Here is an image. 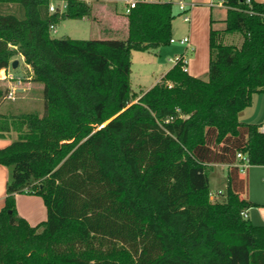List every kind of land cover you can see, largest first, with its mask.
Returning a JSON list of instances; mask_svg holds the SVG:
<instances>
[{
    "label": "trees",
    "instance_id": "1",
    "mask_svg": "<svg viewBox=\"0 0 264 264\" xmlns=\"http://www.w3.org/2000/svg\"><path fill=\"white\" fill-rule=\"evenodd\" d=\"M214 1L226 17L219 30L210 21L207 80L179 56L139 96L131 53L170 44V2L137 4L123 40H75L50 27L88 17L83 1L49 13V0H0V70L20 55L44 106L41 117L0 114V139L16 134L0 149V264H264V225L242 217L252 205L236 158L264 166L260 125L238 120L264 94V4ZM214 164L229 167L222 202L210 199ZM17 194L39 196L46 220L19 217Z\"/></svg>",
    "mask_w": 264,
    "mask_h": 264
},
{
    "label": "crops",
    "instance_id": "2",
    "mask_svg": "<svg viewBox=\"0 0 264 264\" xmlns=\"http://www.w3.org/2000/svg\"><path fill=\"white\" fill-rule=\"evenodd\" d=\"M174 0H152V2H173ZM177 0H175L176 2ZM256 3L264 4V0H253ZM100 0H90L86 3L90 8V15L83 19H88L93 23L101 22V17L103 14L113 15V11L108 9L105 6V3H101ZM187 5V17L188 27L186 28V32L184 31L182 36L177 35L179 32L175 29L174 25H171V36L174 40H179L184 37L189 39L188 46L181 45L180 43H170L171 45H176L175 51L169 50L165 55H174V59L171 56L157 55L153 57V61H149L153 68L151 69L150 76L148 74L136 76V85L139 88V96L142 95L145 91L150 89L152 86L157 84L161 78L170 70L174 61L177 57L182 56L185 62V71L192 77L202 79L207 75L208 72V61H209V52H208V35L210 30V21L212 20L213 10L214 8L223 10L220 13V17L218 21L223 27V21L226 17V8L223 5L218 4V1L214 0H185L184 2ZM10 7V5H8ZM115 7V4H114ZM117 7V5H116ZM121 16H117L120 18L118 21H121L124 24V32L125 38L127 35V19L126 16L123 15L121 8H118ZM105 12V13H103ZM207 15L210 17L208 26H207ZM116 16V15H114ZM97 17V19H96ZM114 18V17H113ZM114 30V29H113ZM115 35V31L113 33ZM124 38V39H125ZM100 40V39H99ZM107 40V39H104ZM185 46V47H184ZM171 47H168L170 49ZM160 53L162 51L161 48L156 49ZM158 52V53H159ZM191 52V53H190ZM135 53L141 52H132L131 53V68L133 57ZM22 58V57H21ZM23 60V58H22ZM155 60V61H154ZM14 61V60H12ZM11 61V63H12ZM142 61V60H141ZM24 63V62H23ZM25 65V64H24ZM26 70H29V74L31 76V71L28 66L25 65ZM147 69V68H146ZM154 69V70H152ZM8 71V70H7ZM146 75V76H145ZM132 71L130 76L131 86H132ZM9 81H7L8 83ZM146 84V85H145ZM138 99V98H137ZM14 104L7 103V113H1L2 115H11L9 110L11 106ZM245 110L238 114V120L240 122L241 116L245 115ZM14 115V114H13ZM16 138V134L11 132L5 138L0 139V149L8 146L14 139ZM214 166H218L221 168L223 173V188L226 191L227 189V171L228 166L224 164H214L211 165V168ZM240 178L245 182V191L240 194V198L251 203V208L246 211V219H248L253 225L261 226L264 225V166H248L244 172L240 173ZM9 179V171L6 167L0 165V210L4 206L5 200V187L6 183ZM210 178H209V186H210ZM224 191V192H225ZM211 192V189H210ZM217 196L211 194L210 199L214 198L218 202H222L225 199V194H222V191H216ZM213 201V200H212ZM15 209L19 217L23 218L31 227L38 225L41 222H44L47 217V212L45 205L42 199L36 195H27V194H17L15 195Z\"/></svg>",
    "mask_w": 264,
    "mask_h": 264
},
{
    "label": "rangeland",
    "instance_id": "3",
    "mask_svg": "<svg viewBox=\"0 0 264 264\" xmlns=\"http://www.w3.org/2000/svg\"><path fill=\"white\" fill-rule=\"evenodd\" d=\"M50 3L55 7L61 10L62 1L64 0H49ZM105 3V6L114 12L113 15L103 14L101 17V22L93 23L88 19L81 20H63L55 25L54 30H50V36L54 39H62V38H70L75 40H104V39H118L123 40L125 38L124 32V24L121 21H118L120 18L117 16H121L118 8V5L114 7V4L109 2H101ZM213 16L211 17L213 20L212 27L219 30L222 29L220 22L218 21L220 17V13L223 10L220 9H212ZM1 11L3 13H13L18 15L20 13L17 6L10 5V7L2 6ZM105 13V12H103ZM172 13L174 19L172 24L175 29L179 32L177 35L182 36L183 32H186V28L188 27V23L183 22L184 14H180L178 11V7L176 5L175 0L172 2ZM116 15V16H114ZM124 15V14H123ZM114 17V18H113ZM207 26L210 20V17L207 15ZM97 19V17H96ZM118 19V20H117ZM224 25V24H223ZM114 29V30H113ZM115 31V35H113ZM226 43H233L236 45L240 44V39L237 36L227 37L225 39ZM178 43V42H177ZM168 47H171L168 49ZM176 45H167L160 47L162 49L161 53L158 50H149L141 53H135L132 62V90L136 94H139V88L136 85V76L148 74L150 76L151 69L153 65L150 64L149 61H153V57L160 55L161 58L165 55L169 50L175 51ZM185 47V46H184ZM159 52V53H158ZM191 53V52H190ZM174 59V55L171 56ZM164 59V58H163ZM12 60L17 61V67L15 69L11 68V65L7 68V72L9 74V79L5 81H0V87L2 90H7V95L0 99V112L7 113V103L13 105L11 106L12 110L10 111L11 115H17L21 113H36L39 117L42 116L44 111L43 106V96L42 89L43 85L40 83H35L30 80L29 70L25 68L23 60L20 55H16L12 58ZM142 60V61H141ZM155 61V60H154ZM147 68V69H146ZM154 70V69H152ZM2 75V73H1ZM146 76V75H145ZM207 75L203 77V80H207ZM202 80V79H201ZM7 81H9L7 83ZM146 85V84H145ZM11 93L13 99H9L8 95ZM245 117L241 116L240 122L244 124H255V125H263L264 124V94H254L252 96L251 106L245 109ZM209 178H210V189L211 194L217 196L216 191H222V194H226V191L223 188V173L221 168L218 166H214L209 169ZM225 191V192H224ZM219 196V195H218ZM213 201H216L212 198ZM218 202V201H217Z\"/></svg>",
    "mask_w": 264,
    "mask_h": 264
},
{
    "label": "built area",
    "instance_id": "4",
    "mask_svg": "<svg viewBox=\"0 0 264 264\" xmlns=\"http://www.w3.org/2000/svg\"><path fill=\"white\" fill-rule=\"evenodd\" d=\"M80 1H83L84 3H88L90 0H80ZM100 1L109 2L112 4L118 5L121 8V11L124 15H127L130 12V10L134 9L136 7V5L139 3H150V2H152V0H100ZM62 2L63 3L61 6V11L65 10V7H66L65 0ZM184 2H185V0H177L176 5L178 7L179 13L184 14V17H183L184 22H188V17L186 14L187 13V5ZM245 2H246V4L249 5L251 3V0H245ZM218 4L223 5V2L218 1ZM55 10H56V8L50 3L49 7H48L49 13H54ZM263 18H264V15H263ZM54 28H55L54 26H51L50 30H52V29L54 30ZM175 42H178L181 45L188 46L189 39L187 37H184V38L179 39V40L170 39V43H175ZM182 61L185 64L184 59H182ZM184 70H185V68H184ZM1 73H2V75H1ZM9 78L10 77H9L8 72H7V69L0 70V81H5V80H8ZM11 95L12 94L9 93V95H8L9 99H13ZM259 131L261 133H264V124L260 126ZM236 158L238 160H241V163L238 164L237 167L239 168L240 172L242 173L249 166L247 163V159L240 154H237ZM242 217L246 218V212L242 213Z\"/></svg>",
    "mask_w": 264,
    "mask_h": 264
},
{
    "label": "water",
    "instance_id": "5",
    "mask_svg": "<svg viewBox=\"0 0 264 264\" xmlns=\"http://www.w3.org/2000/svg\"><path fill=\"white\" fill-rule=\"evenodd\" d=\"M17 67V61H12V63H11V68L12 69H15Z\"/></svg>",
    "mask_w": 264,
    "mask_h": 264
}]
</instances>
